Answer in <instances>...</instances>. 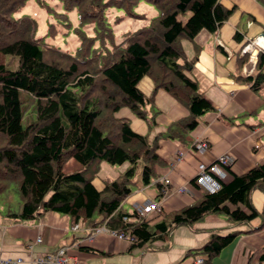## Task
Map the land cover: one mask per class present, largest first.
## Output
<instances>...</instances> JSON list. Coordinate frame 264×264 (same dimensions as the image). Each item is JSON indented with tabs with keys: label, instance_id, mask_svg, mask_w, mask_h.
Returning a JSON list of instances; mask_svg holds the SVG:
<instances>
[{
	"label": "trees",
	"instance_id": "16d2710c",
	"mask_svg": "<svg viewBox=\"0 0 264 264\" xmlns=\"http://www.w3.org/2000/svg\"><path fill=\"white\" fill-rule=\"evenodd\" d=\"M26 1L0 0V199L11 185L21 199L18 209L6 207L7 216L32 219L54 211L86 228L103 224L134 236L133 247L170 237L179 225L191 228L210 212L222 213L232 223L252 225L257 219L258 225L247 231L264 228V204L257 210L250 199L252 190L264 192V161L244 173L225 167L228 177L217 190L163 216L162 210L143 218L134 209L121 208L136 183L138 169L143 184L153 181L156 185L155 200L161 198L163 184L155 180L157 166L162 164L157 153L160 137L188 143L197 119L214 109L188 75L194 57L187 59L182 41H194L201 30L215 32L230 16V9L220 0H59L64 26H71L69 12L75 10L78 15L80 26L73 31L79 45L71 53L36 35L33 18L15 16ZM142 1L150 3L156 14L136 13ZM45 8L54 10L46 4ZM111 9L121 12L112 22L107 17ZM125 16L145 23L118 43L112 26ZM53 25H48L49 32L57 31ZM84 25H91L93 35L82 29ZM233 37L241 40L242 35L235 32ZM237 61V72L231 77L254 92L263 89L264 51L256 53L250 73L240 72L249 62L248 54ZM14 62L16 67L10 68ZM144 76L153 84L148 94L138 86ZM158 89L188 113L149 140L117 111L126 106L150 128L155 126ZM27 108L29 121L23 125ZM71 158L80 166L65 172L63 167ZM101 162L127 163L128 167L115 177L103 178L99 189L92 179ZM153 219L157 220L152 223ZM238 233H212L198 249L201 264L218 255ZM258 260L264 264V245Z\"/></svg>",
	"mask_w": 264,
	"mask_h": 264
},
{
	"label": "crops",
	"instance_id": "0c3cea01",
	"mask_svg": "<svg viewBox=\"0 0 264 264\" xmlns=\"http://www.w3.org/2000/svg\"><path fill=\"white\" fill-rule=\"evenodd\" d=\"M220 2L231 10L230 16L221 26L215 32L199 31L194 41H182L187 59L194 57L188 75L197 81L199 89L212 102L214 109L197 119V125L189 133L188 143L164 137L159 139L157 153L162 164L157 166L155 180L169 179L168 193L161 205L162 216L191 204L205 193L193 183L200 161L211 162L218 155L228 153L233 157L229 167L236 173H244L264 161V88L254 92L248 84L231 77L237 72V58L242 55L240 50L243 45L249 39L264 34V0ZM235 32L242 35L241 40L233 37ZM249 68L252 65L247 62L240 72L246 74ZM152 86L149 76L139 81L140 89L146 94L150 93ZM154 105L158 112L156 124L151 128L140 118L134 119L130 114L121 115L130 121L134 119L138 127L135 130L146 134L149 140L164 131L170 122L188 113L181 103L163 89L156 91ZM198 138L207 140L209 146L206 151H196L194 143ZM74 162V166L79 168L80 164L76 160ZM120 166L123 172L128 164ZM227 177L225 171L221 180ZM93 184L100 189L103 183L98 181ZM135 185V189L123 201L128 203L129 211L155 200L158 194L153 181L143 184L139 177ZM181 186H185V190L177 193V188ZM250 199L253 206L260 210L264 204V192L254 189ZM121 208L127 210L123 205ZM5 209L0 210V257L24 259L15 264H32L27 256L28 244H31L32 258L65 245L68 252L84 264H196L195 258L201 256L198 249L210 235L229 231L239 233L206 264H262L258 257L259 249L264 245V228L247 231L251 226L258 225L257 219L252 225L232 223L225 215L210 212L191 228L179 225L173 228L170 237L133 247L129 240L108 232L89 238L88 228L79 224L77 229H72L75 222L66 214L47 211L37 218L19 219L7 216ZM153 216L155 214L150 215ZM37 237L41 241H36Z\"/></svg>",
	"mask_w": 264,
	"mask_h": 264
},
{
	"label": "rangeland",
	"instance_id": "374dc122",
	"mask_svg": "<svg viewBox=\"0 0 264 264\" xmlns=\"http://www.w3.org/2000/svg\"><path fill=\"white\" fill-rule=\"evenodd\" d=\"M56 3H59V0H27L23 7L15 13V16H29L33 18L36 21L37 29H36V35H40L43 37L44 41L54 45L56 47H59L62 50L68 51L73 53L77 46L79 45V40L76 37L75 32L73 31V27L80 26L78 22V15L75 10L68 13V21L71 23V26H64V23H66V18H63L58 14V12H62L63 9L59 5L56 6ZM45 4L47 7H52L54 10H46ZM51 8V9H52ZM107 17L112 22L113 19L116 17V15H119L121 12L116 11L115 9H111L108 11ZM135 12L139 14V12L147 13L148 16H153L156 14V9L148 2H140L136 8ZM145 23V21L139 19V18H131L128 16H125L122 21L117 24L113 25V33H114V41L115 42H121L124 38V35L128 33L129 31H134L138 29L140 26H142ZM50 24H55L53 26L56 27L55 32L50 31L49 32V26ZM82 29L86 31L88 35H93V29L91 25H84L82 26ZM97 45V42L95 43V47ZM98 46V45H97ZM16 62H14L10 68H15ZM146 77V76H144ZM139 86V83H138ZM28 108L25 109L23 113L22 118V124L25 125L29 120V115L27 113ZM132 115L135 118L138 119V117L131 112V110L123 106L117 111V115ZM30 116L32 118V113H30ZM133 120H129V124L133 130L138 127L135 125ZM136 129V130H137ZM135 130V131H136ZM74 159H69L65 164V169L63 167V170L65 172L72 171L78 166H74ZM122 166L120 165H110L106 162H101L100 169L97 172V174L93 177L92 182L95 184L98 181H102V179L106 176H116L122 172L121 169ZM134 180L138 182L139 180V169L134 175ZM136 184V183H135ZM132 185V190L135 189L136 185ZM21 204V199L18 194V191L16 190V187L14 185H11L10 188L2 194V198L0 199V210L5 209L6 207H11L12 209H16ZM122 205L125 209H129V205L126 202H122ZM222 214V213H221ZM224 215V214H222ZM79 224V223H78Z\"/></svg>",
	"mask_w": 264,
	"mask_h": 264
},
{
	"label": "built area",
	"instance_id": "2783aa9c",
	"mask_svg": "<svg viewBox=\"0 0 264 264\" xmlns=\"http://www.w3.org/2000/svg\"><path fill=\"white\" fill-rule=\"evenodd\" d=\"M263 51L264 50V34H261L257 37L249 39L241 48V54L248 53L249 54V62L252 65V68L248 69V73H250L254 68L255 62V51ZM208 142L206 139L198 138L195 143L194 147L196 151L203 152L208 149ZM233 161V157L228 154H221L215 157L211 162L200 161L197 164V170L195 176L193 178V182L203 189L205 192H212L217 190L220 187L221 178L225 174V167L230 166ZM163 184L162 196L158 200H150L142 205H138L136 207V211L138 212L139 216L143 218H148L152 214H157L162 210V201L168 193L167 184L169 183V179L163 178L160 180ZM185 190V186L178 187L176 192L181 193ZM79 226L78 223H75L71 228L77 229ZM101 232H108L109 234L116 235L118 238H124L129 240L130 242L135 240L134 236L126 235L122 232H116L114 230L108 229L105 225H97L91 228H88L87 236L89 238H93L95 235ZM36 241H41L40 237L36 238ZM28 249V260L32 264H84L80 259L76 256L71 255L68 252V247L63 245L56 249L53 252H48L44 255H36L33 258L31 257V244L27 245ZM24 259L17 258L12 260L11 258H1L0 261L2 264H15L18 262H22ZM196 264L202 263V257L197 256L195 258Z\"/></svg>",
	"mask_w": 264,
	"mask_h": 264
}]
</instances>
